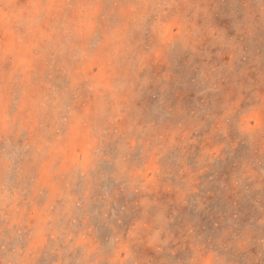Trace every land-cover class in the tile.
Returning a JSON list of instances; mask_svg holds the SVG:
<instances>
[{
	"label": "rangeland",
	"instance_id": "1",
	"mask_svg": "<svg viewBox=\"0 0 264 264\" xmlns=\"http://www.w3.org/2000/svg\"><path fill=\"white\" fill-rule=\"evenodd\" d=\"M249 120L264 0H0V264H264Z\"/></svg>",
	"mask_w": 264,
	"mask_h": 264
},
{
	"label": "snow or ice",
	"instance_id": "2",
	"mask_svg": "<svg viewBox=\"0 0 264 264\" xmlns=\"http://www.w3.org/2000/svg\"><path fill=\"white\" fill-rule=\"evenodd\" d=\"M167 23V22H164ZM153 30L154 31H159L160 32V39L156 42V44L153 45L151 52H150V57L152 59H155L157 57H160V43L165 39L167 32L166 30L161 26V24L159 22H157L154 26H153ZM177 43L180 44L181 47H183V42L182 41H178ZM258 128L264 129V121H261L258 125H256ZM197 244V247H199V240L194 241ZM223 246L222 241L217 240L215 241L214 247L212 248V251L215 253L217 249L221 248ZM194 255V253H193ZM184 264H192L191 260H185ZM215 264H230L229 261H216Z\"/></svg>",
	"mask_w": 264,
	"mask_h": 264
},
{
	"label": "clouds",
	"instance_id": "3",
	"mask_svg": "<svg viewBox=\"0 0 264 264\" xmlns=\"http://www.w3.org/2000/svg\"><path fill=\"white\" fill-rule=\"evenodd\" d=\"M163 5H157V7H162ZM160 39V32L159 31H154L152 33V38L150 43L152 45L156 44V42ZM175 41V38L170 36V35H166L165 39L160 43L159 47H160V57L163 58L165 55L168 54L169 52V47L170 45H172ZM248 130H249V134L253 135V136H260L262 138H264V129L258 128L256 126L255 123H253L251 120H249L248 122Z\"/></svg>",
	"mask_w": 264,
	"mask_h": 264
}]
</instances>
